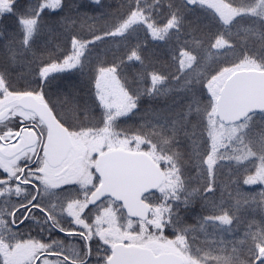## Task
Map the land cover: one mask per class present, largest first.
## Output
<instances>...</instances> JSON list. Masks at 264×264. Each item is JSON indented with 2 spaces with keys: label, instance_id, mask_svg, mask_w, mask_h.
Listing matches in <instances>:
<instances>
[{
  "label": "snow or ice",
  "instance_id": "snow-or-ice-1",
  "mask_svg": "<svg viewBox=\"0 0 264 264\" xmlns=\"http://www.w3.org/2000/svg\"><path fill=\"white\" fill-rule=\"evenodd\" d=\"M0 264H264V0H0Z\"/></svg>",
  "mask_w": 264,
  "mask_h": 264
}]
</instances>
